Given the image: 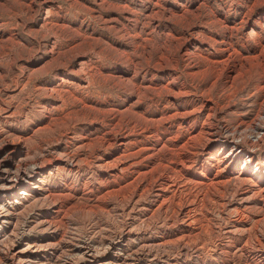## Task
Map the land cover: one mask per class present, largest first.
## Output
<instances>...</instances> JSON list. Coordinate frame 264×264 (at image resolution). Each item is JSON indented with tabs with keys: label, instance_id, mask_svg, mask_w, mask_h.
I'll use <instances>...</instances> for the list:
<instances>
[{
	"label": "bare ground",
	"instance_id": "obj_1",
	"mask_svg": "<svg viewBox=\"0 0 264 264\" xmlns=\"http://www.w3.org/2000/svg\"><path fill=\"white\" fill-rule=\"evenodd\" d=\"M237 1L243 2L235 14L240 21L230 22L226 13L218 16L205 9L195 16L199 26L193 22L185 27V15L166 17L169 24L187 30L181 36L173 31L167 35L170 41L182 42L178 54L162 62L169 58L165 45L147 64L132 66L131 79L107 76L125 85L132 102L128 107L103 109L101 103L89 101L82 109L86 118H57L52 109L58 104L88 101L84 94L90 83L84 77L76 89V83L61 78L57 82L75 87L60 90L44 82L37 88L45 97L38 103L41 118L30 121V127L40 126L27 136L15 124L17 107H5L0 99V264H30L37 255V245L28 238L33 231L50 234L42 240L48 249L60 248V226L76 213L92 215L103 235L100 243L105 244L103 255L97 247L83 245L77 264H135L140 254L152 256L155 248L182 254L166 257V264H192L189 252L199 255V264H264V0H232V5ZM101 8L99 4L88 9ZM87 62L80 63L81 72ZM141 63L148 69L144 75L139 74L145 68ZM21 69L14 67L5 75L9 80L0 96L21 92L19 82L29 78H23ZM51 71L58 79L79 75L68 63ZM149 72L169 82L164 86L148 79L147 85ZM179 79L199 83V103L186 84L171 89ZM12 81L15 90L9 87ZM249 89L247 97L259 100L255 119L248 122L233 112L239 118L229 123L225 111L231 112V105ZM163 90L167 94L160 97ZM102 122L107 126L102 137L86 136ZM35 134L53 139L32 146ZM136 135L142 139L133 142ZM82 172L87 180L81 187L75 177ZM251 206H256V215L249 212ZM216 211L223 224L214 227ZM24 213L31 214L29 227L17 234ZM111 214L119 218L118 226L102 224ZM134 245L140 250L133 252ZM109 250L115 252L110 255Z\"/></svg>",
	"mask_w": 264,
	"mask_h": 264
},
{
	"label": "rangeland",
	"instance_id": "obj_2",
	"mask_svg": "<svg viewBox=\"0 0 264 264\" xmlns=\"http://www.w3.org/2000/svg\"><path fill=\"white\" fill-rule=\"evenodd\" d=\"M42 3L43 5H41ZM237 3V6H235L232 5V0H0V88L3 89V86L8 82L9 78L6 79L5 75L11 74L10 72L14 67L23 69V78L31 77V79L27 78L29 82L27 87V81L21 80L19 82L18 87L21 92L12 93L10 96L3 93L0 96V99L3 101L1 104H5V107H7V105H13L15 108L17 107L15 109V111H17L15 119L18 121L15 124L19 125L21 129L23 128L24 130H22L25 131L27 136H31L40 126L38 123L36 126L33 125L30 127V121H35L36 123L41 118L38 103L44 101L43 99L45 97H43L44 93H37V88L44 82L50 85L53 84L55 88L60 90L64 89V87L68 89L74 88L75 86V88L78 89L80 85L84 84L85 81L82 80L85 78H87L85 79L86 82L88 81L90 83L89 90L84 94L85 98H88V101H85L82 105L68 104L61 106L58 104L56 108L52 109V115H56L57 118L60 117L64 119L73 114L75 115V119L77 117L79 119L86 118V113L82 111V109L83 105L88 104L89 101L101 103L103 109H111L119 105L128 107L132 102L128 99L129 94H125V91H127L125 85L119 84L117 80L109 81L107 76L121 75L131 79L130 74H133L131 71L132 66L139 62L147 64L148 61H151V58L157 56L159 51L166 47L165 51L167 55L165 57L169 58L163 59L162 62H166V60H170L172 56L178 54L182 42L170 41L168 37L169 32L173 31V33L176 32V34H180L181 36L184 35L187 30L183 31L182 28L180 29L178 26L176 27L169 24L165 19L166 17L173 14L178 16L185 15L187 19L185 27H188V25L193 22L197 23L199 26V16L196 18L195 16L196 14L199 15V13H202L205 9L207 12H213L218 16H222L226 13L228 15L227 19L230 22L234 20L240 21L241 17L235 16V14L242 10L243 6L239 7L238 5L243 2L237 1ZM99 4L103 6V8L95 9L96 11L94 12L88 9L89 7H96ZM109 4L118 5L121 9H118V7H116V9ZM122 7L126 8L123 9ZM49 10L50 13L47 15L46 12ZM111 19H115V23H111ZM43 24L45 25L43 26ZM198 30L199 28L195 31L198 32ZM249 30L250 27H247L246 32ZM214 36L216 35L214 34ZM197 53L199 54V52ZM82 61H88V65H83V72H81L82 68L80 67ZM60 63L73 64L79 75L63 74L59 79L55 78L54 75L56 72H52L51 70ZM129 63H131V65ZM144 64L142 65L145 66V68L139 72L141 75H144L146 71L148 72ZM18 73L22 74L20 71H18ZM163 76L162 74L157 75V73L154 74L149 72L145 78V83L148 85L149 80L153 79L155 83L158 81L157 83H162L166 86L169 80L165 78L164 82H160L163 80ZM61 78L66 80L65 82H68V84H76L72 87L63 83L62 85L59 83L61 82ZM176 83L171 85V89L177 87L178 84L184 83L193 93H197V97L195 96L192 98L199 103V83L183 79H179ZM15 86V82H10L9 87L12 88L11 90H15ZM250 90L251 89L245 90L243 98H240V100L235 101L231 105L233 106L231 112L225 111L228 114L226 115L228 116L229 123L236 122L239 117L245 118V121L248 122L255 119L260 108V106L257 105L259 100L255 97L252 99L247 97ZM163 91L158 93L160 97L167 94V91H165V93ZM160 100H164V98ZM51 105L54 106L53 103ZM59 108H61L62 111H60ZM233 112H236V115L239 114V117H236ZM3 113L4 112H0L1 115H3ZM229 113H231V117ZM102 125L103 126H98V128H96L98 130L89 128L87 133H85L86 136L89 138L102 137L101 135L107 129L104 123ZM49 135L50 134H43L41 136L35 134L34 139L36 142L33 140L34 143L32 142V146H36L35 144H39L41 140L48 141L49 138L52 140V136ZM141 139L142 137L139 135L132 138L133 142ZM81 174L77 175L79 178L75 177V185L77 184V186L82 187L84 181L87 180V176H84L83 172ZM255 207L256 206H251L253 209L249 211L253 215L257 214V208ZM88 214L89 213H76L72 215L70 222L60 226V237H58L57 241H63V244L61 243L59 246L60 248L55 251L45 247L46 244L42 241L49 237L50 234L46 233L42 235L38 231L30 233L32 235L28 237L31 241L30 243L33 242L32 245H37V255H35L34 260H30V264H77L82 258L83 245L97 247L99 253L103 255L105 244L100 243L104 242V240H102L103 235L99 232L100 225L94 221L91 214ZM30 215V213H24L20 218L17 225V234H22L24 228L26 230L28 229L29 226H27V223H30L28 221L30 220ZM113 215L114 214H111L110 221L107 222L110 224L105 223V221L102 224H106L110 227H114L115 224L118 226L117 223H119L120 220L116 214L114 217ZM214 215L215 219L211 222L214 224V227L222 225V220L217 211ZM228 219L229 216L227 217V220ZM232 219H234V217ZM203 224L206 225L205 227L208 225L206 221H204ZM223 227L224 226H221V228ZM262 231L264 232V223ZM27 233L28 232L25 234ZM30 234L28 233L27 235ZM7 235L10 237V232H8ZM217 240L218 239L214 240L216 245L218 243ZM80 247L81 249H79ZM71 250L72 252L70 253ZM138 250H140V246L134 245L132 251ZM152 250V256L146 254L141 256L140 254L135 264H166L167 258L182 256V254H178L176 250H166L163 252L156 248ZM108 252L112 255L115 250H109ZM105 258H107V256ZM188 261L192 264L195 262L199 264V255L194 252H189ZM208 261L210 262V259H208Z\"/></svg>",
	"mask_w": 264,
	"mask_h": 264
}]
</instances>
